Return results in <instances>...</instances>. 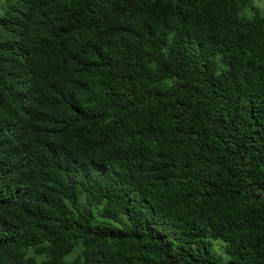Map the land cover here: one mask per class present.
Segmentation results:
<instances>
[{
    "label": "trees",
    "instance_id": "trees-1",
    "mask_svg": "<svg viewBox=\"0 0 264 264\" xmlns=\"http://www.w3.org/2000/svg\"><path fill=\"white\" fill-rule=\"evenodd\" d=\"M0 264H264L253 0H0Z\"/></svg>",
    "mask_w": 264,
    "mask_h": 264
},
{
    "label": "rangeland",
    "instance_id": "rangeland-1",
    "mask_svg": "<svg viewBox=\"0 0 264 264\" xmlns=\"http://www.w3.org/2000/svg\"><path fill=\"white\" fill-rule=\"evenodd\" d=\"M256 8L264 15V0H253ZM212 250L216 252L217 255L221 256L225 261L226 255L224 254V246L222 241H213Z\"/></svg>",
    "mask_w": 264,
    "mask_h": 264
}]
</instances>
